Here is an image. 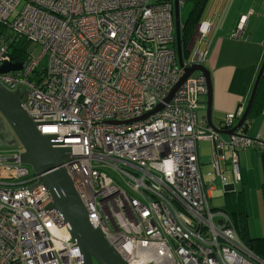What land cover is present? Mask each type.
Returning a JSON list of instances; mask_svg holds the SVG:
<instances>
[{
    "label": "built area",
    "instance_id": "2783aa9c",
    "mask_svg": "<svg viewBox=\"0 0 264 264\" xmlns=\"http://www.w3.org/2000/svg\"><path fill=\"white\" fill-rule=\"evenodd\" d=\"M172 15L173 0H0V66L22 65L0 83L28 92L24 108L39 133L70 149L62 168L92 227L127 264H264L240 244L229 217L210 208L197 155L198 143L209 141L213 179L225 184L220 163L228 161L238 184V153L264 155V141L224 138L206 126L200 73L165 103L184 75ZM211 30L210 21L197 26L184 68L205 66ZM12 37L40 54L13 56ZM235 121L227 115L222 128ZM18 155H0V264H81L62 215L46 209L49 192L31 188L37 177Z\"/></svg>",
    "mask_w": 264,
    "mask_h": 264
},
{
    "label": "crops",
    "instance_id": "0c3cea01",
    "mask_svg": "<svg viewBox=\"0 0 264 264\" xmlns=\"http://www.w3.org/2000/svg\"><path fill=\"white\" fill-rule=\"evenodd\" d=\"M205 1L199 2V7L206 6L207 8L210 6L211 10L207 14H203L202 10V15H200L198 22L199 24L204 21L212 23V30L207 37L209 54L208 61L205 64L210 73L212 86L211 120L216 127H222L227 115H235V112L238 111L237 116L239 117L243 113L255 78L264 60V0ZM210 1H212L211 5H209ZM243 17H246L247 21L240 39L230 38V35L236 30ZM204 115L205 109L199 113L202 118ZM241 135L248 138L258 137L264 141V107L259 116L252 118L248 122L246 131L241 133ZM222 137L225 138L227 136ZM197 150L199 172L203 179L204 188L207 190L209 201L220 199L223 201L225 193L244 192L249 237L263 238L264 202L261 188L264 184V155L255 150L238 153L241 175V182L238 184H234L231 174V181L229 183L226 181L225 172L231 171L228 166L229 162L220 163L225 184L220 181L222 186L216 188L214 186L216 178L213 179V173L208 168L210 161H203L198 147ZM1 152L2 150H0ZM211 155L210 150V157ZM228 157L229 155L227 154V160ZM238 185L241 189L238 188ZM249 185V191H253L255 193L254 196L244 191ZM253 208L257 209L258 213L256 215L252 212ZM251 213L254 216H251ZM250 217L253 220L256 219L257 222L255 224H253L254 221L249 223ZM260 217L262 219L261 223ZM258 221L262 225V229L256 231L254 228L253 230V226L256 227Z\"/></svg>",
    "mask_w": 264,
    "mask_h": 264
},
{
    "label": "water",
    "instance_id": "95a60500",
    "mask_svg": "<svg viewBox=\"0 0 264 264\" xmlns=\"http://www.w3.org/2000/svg\"><path fill=\"white\" fill-rule=\"evenodd\" d=\"M180 2L181 0H173L172 16L178 66L184 69V75L170 91L165 103H169L173 94L187 78L195 73H200L207 83L205 115L203 117L207 127L221 136H239V132L250 113L260 79L264 73V60L255 78L243 113L238 117V111L235 112L236 123L229 130H224L221 126L216 127L211 120L212 86L209 70L205 66H193L191 68H184L183 66L180 41L182 27L179 12ZM21 68V64L3 63L0 66V74L16 72L21 70ZM27 97L28 92L9 91L0 83V128L7 131L12 137L14 144L21 148L18 155L20 164L28 167L32 174L37 177L36 183L31 188L41 185L49 192L52 202L46 209H54L62 215L64 223L69 227V235L79 249L81 264H127L122 256L107 243L101 231L93 228L90 224L85 206L77 194L69 175L62 168V165L69 161L70 149L63 147L62 142L56 136L41 135L39 133L37 123L29 117L24 108ZM162 109L163 106L159 105L136 121L147 119ZM112 123L119 124L118 122ZM0 138L3 139V135L0 134ZM9 160L11 161L12 159ZM218 224L221 225V222L219 221Z\"/></svg>",
    "mask_w": 264,
    "mask_h": 264
},
{
    "label": "trees",
    "instance_id": "16d2710c",
    "mask_svg": "<svg viewBox=\"0 0 264 264\" xmlns=\"http://www.w3.org/2000/svg\"><path fill=\"white\" fill-rule=\"evenodd\" d=\"M202 0H192L193 8L191 9L188 17L184 23H182L181 31H180V41L182 48V56L183 59H187L189 52L188 47L191 43L197 26L199 25L201 12L198 13L197 7H199V2ZM198 13V15H197ZM240 23V22H239ZM5 29L0 25V35H3ZM232 35V34H231ZM230 35V38H232ZM235 39V38H232ZM240 39V38H239ZM19 40L16 38H11L8 41L7 46L10 53L16 55L20 53L21 58H24V54L26 53V45H20ZM264 107V73L260 79L256 95L250 110V113L247 117V120L240 130L241 133L246 131L248 122L257 116H259ZM262 197L264 202V184L261 188ZM220 211L224 212L230 219L234 231L237 234L239 242L245 248L249 249L256 257L264 261V237L263 238H251L248 233V219H247V208L244 192H229L225 193L223 198V207Z\"/></svg>",
    "mask_w": 264,
    "mask_h": 264
},
{
    "label": "rangeland",
    "instance_id": "374dc122",
    "mask_svg": "<svg viewBox=\"0 0 264 264\" xmlns=\"http://www.w3.org/2000/svg\"><path fill=\"white\" fill-rule=\"evenodd\" d=\"M211 4H212V1H210L209 5H211ZM22 6H23V3H21L19 5L18 9H21ZM192 8H193L192 0H181L180 6H179V12H180V19H181V22L182 23H184L186 21V19L188 17V14L190 13V11H191ZM197 9L201 13H202V10H203V14H207L209 12V10H211L210 9V6H208L207 8H206V6H203V7L201 6V7H197ZM198 13H197V15H198ZM19 44L20 45H24L25 44V40L22 39L19 42ZM25 45H26V51H28L29 53L33 52L36 56L39 55L40 52H41V50H42V48L40 46L36 45V44H25ZM46 65H47V59L44 58L42 60V62H41V67H45ZM225 138H227V137H225ZM198 148H199L200 156L202 157L203 161H210V166L208 165V168L211 171V173H214V170H213L212 165H211L212 155L210 157L211 144L209 143V141H201V142L198 143ZM0 150H5L4 153H2V152L0 153V155H2V156L3 155H11V154L14 153V150H12V149H11L12 151L11 150L7 151L6 148H1ZM205 164H207V163H205ZM228 166H229V168L231 170L230 165H228ZM230 172L231 171H226L225 172L226 181L228 183L231 181V175H232V173H230ZM214 186L216 188H220L222 186V184L220 182V179L216 178V181H215ZM238 188L241 189L240 186ZM249 188H250V185H249V187L247 186L245 188L247 191L244 189L245 193H249V195L254 196L255 193L253 191H249ZM254 191H255V189H254ZM209 205H210V208L212 210H220L223 207V201H222V199H220V200H212V201H209ZM252 212H253L254 215H256V213H258L257 212V209L255 210V208L252 209ZM253 214L251 213V216H254ZM261 220L262 219L260 217V223H261ZM252 222H253V224H255V222H257V220L256 219L253 220L252 217H250L249 218V223H252ZM254 228L256 229V231L262 229V225L259 224V221H258L256 227L253 226V230H254ZM248 229H249V226H248Z\"/></svg>",
    "mask_w": 264,
    "mask_h": 264
},
{
    "label": "flooded vegetation",
    "instance_id": "af4514ba",
    "mask_svg": "<svg viewBox=\"0 0 264 264\" xmlns=\"http://www.w3.org/2000/svg\"><path fill=\"white\" fill-rule=\"evenodd\" d=\"M0 134L3 135V139L0 138V148H6L7 151H9L11 150V146H12V150H14V152L20 153L21 148L16 144H14L12 137L9 135L7 131H5L3 128H0ZM4 151L5 150H2V152Z\"/></svg>",
    "mask_w": 264,
    "mask_h": 264
},
{
    "label": "clouds",
    "instance_id": "9594fccd",
    "mask_svg": "<svg viewBox=\"0 0 264 264\" xmlns=\"http://www.w3.org/2000/svg\"><path fill=\"white\" fill-rule=\"evenodd\" d=\"M235 123H236V121H235Z\"/></svg>",
    "mask_w": 264,
    "mask_h": 264
}]
</instances>
